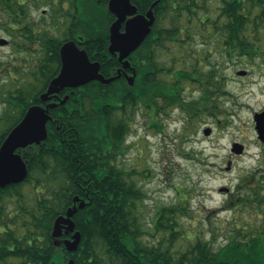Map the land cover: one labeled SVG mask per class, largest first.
<instances>
[{"label": "trees", "instance_id": "16d2710c", "mask_svg": "<svg viewBox=\"0 0 264 264\" xmlns=\"http://www.w3.org/2000/svg\"><path fill=\"white\" fill-rule=\"evenodd\" d=\"M31 1L36 0L1 3L5 8H13L10 14L16 16V9ZM108 1L69 0L70 5L85 9L74 20L71 31L76 33L78 24L83 22L82 45L92 61L102 63L106 77L111 74L109 68L117 66L108 53L109 27L114 21L107 9ZM156 2L152 33L131 55L137 73L132 90L112 91L121 85L127 87L121 80L109 85L93 81L75 89L66 105L53 114L62 124L50 133L44 145L52 153V166L45 164L42 154L39 160L31 161L25 182L0 190V264H65L64 255L54 245L52 231L56 218L73 206L76 196L89 204L73 218L76 230L82 234L78 250L68 253L75 264H264V222L261 229L248 236L231 235L228 244L219 250L198 235L190 239L186 251L175 250L174 243L182 231L180 219L191 217L181 204L157 206L152 224L160 238L153 244L144 240L147 232L139 203L145 194L131 178L133 173L115 163L118 146L128 134L135 109L129 120L120 119L112 115L113 105L144 106L153 114L152 128L163 129L153 120L160 110L181 106L194 115L200 108L206 109L211 98L221 92L229 97L227 83L218 85L215 81L218 70H199L198 64L207 56L200 60L197 50L189 60H177L175 56L172 66L165 65V48L172 43H187L194 26L208 30L209 37L216 38L221 56L231 62L264 55V0H132L141 14H146ZM52 63L53 75L36 79L40 83L38 95L58 74L57 51L52 55ZM221 77L228 80L225 75ZM188 82L203 93L196 102H186L183 97L184 83ZM92 169L98 171L93 173ZM24 186L32 188L25 192ZM12 198L16 199V206L8 214L5 200ZM239 203L263 208V187L242 196Z\"/></svg>", "mask_w": 264, "mask_h": 264}, {"label": "rangeland", "instance_id": "374dc122", "mask_svg": "<svg viewBox=\"0 0 264 264\" xmlns=\"http://www.w3.org/2000/svg\"><path fill=\"white\" fill-rule=\"evenodd\" d=\"M48 1H31L23 9L33 8L30 11L39 14L47 10ZM1 2L0 21L5 8ZM191 35L192 38L182 46L172 43L165 48V65L167 68L172 66L175 56L177 60H189L195 50L200 60L206 55L207 59L198 64L199 70L203 73L218 70L220 76L228 78L227 88L231 95L228 98L224 96L230 112L229 124L220 126L216 119L192 113H189L191 117L187 121L183 120L181 117L187 116L188 112L178 106L167 107L154 114L153 120L163 128L156 129L151 126L153 114L144 106H139L130 121L126 139L122 146H118L116 158L120 162L117 163L119 167L133 173L131 178L138 182L145 194L139 203V214L143 217L147 232L144 240L147 243L153 244L160 238L152 224L157 206L181 204L191 213V217L180 219L182 231L174 243V249L182 252L186 251L195 235L212 242L215 250H219L228 244L231 235L248 236L261 229L264 222V207L237 204L238 197L233 198L234 204L229 206L222 192L223 187H234L235 191L237 187L242 189L248 183L245 176L260 166L258 155L262 154L255 144L252 114L264 109V72L260 75L264 67L260 69V61L253 56L233 62L221 56L216 38L209 37L208 30L201 25L194 26ZM242 70L247 73L239 76L237 73ZM36 79L39 77L21 80L16 83V89L26 96L28 92L38 90L40 83ZM184 87L186 102L203 94L191 82L184 83ZM220 120L225 122L226 118ZM207 128L212 130L209 136L204 135ZM234 143L248 146L245 156H235L232 152ZM230 161L232 163L228 164ZM30 188L32 186H24L23 189L28 192ZM15 202L14 198L5 200L8 214L15 210Z\"/></svg>", "mask_w": 264, "mask_h": 264}, {"label": "flooded vegetation", "instance_id": "af4514ba", "mask_svg": "<svg viewBox=\"0 0 264 264\" xmlns=\"http://www.w3.org/2000/svg\"><path fill=\"white\" fill-rule=\"evenodd\" d=\"M12 10L14 9L3 8L4 16L0 21V150L9 134L15 127H17L21 123L28 110L33 106H41L44 109L49 108L48 113L51 119L47 123L48 138L53 130L60 129L62 123L59 119L55 118V115L53 114L61 105L55 108H52L49 105L59 104V102L66 96H69L70 93L73 94L75 89L66 88L58 95V97L42 103L40 97L44 92H46L48 87L44 89V91H42L39 95L37 90H33L31 92H28L26 96H23V93L16 89V83L20 82L21 80L25 81L28 78H34L37 76L39 78L45 76L51 77L54 72L52 55L55 51H57L59 54V66L56 69L57 71L59 69V74L62 68L60 51L62 46L67 42L74 41L79 49H85L82 45L85 41V34L82 27L83 22L81 21V24H78V30L76 33L74 31H71V25L74 23V20L78 15H82L84 13V6L82 7L80 5H70L69 0H49L47 10H43L39 14L38 12H31L33 8L30 9L31 11L23 8H18L16 9L18 10L17 15L12 16L10 14ZM20 11L24 12V14H21ZM116 19L117 18L114 16V21L110 24V27L116 21ZM124 29L125 24H123L122 31H124ZM54 40H56L57 42L53 47L52 45ZM109 46L110 41L108 45V53ZM109 57L117 63V66L109 68L108 71L111 74L107 77L102 72V63L96 60H93L92 62H99L101 64L100 73L103 74L105 78L117 76L118 71L122 70L124 72V75H122L118 80H121L122 84L126 83L127 87L121 85L118 88H112V91H131V88L133 86L129 85L127 77L133 75L132 67L134 68V66L132 64L131 56L129 57V61L131 62L132 67L126 69L124 67V64L119 61V56H113L109 53ZM254 59H258L260 61V69L264 67V55L255 56ZM263 72L264 69L260 71V75H262ZM215 73L216 76H219L215 80L218 85L227 83V80L222 78L219 72ZM56 76H54V78ZM222 79H224L225 81ZM224 95L227 96L225 91L218 94L216 98H211L212 101L206 109L200 108V110L196 112L197 114H199V117L205 116L207 118L216 119L217 124H219L220 126L228 125L230 112L226 107L228 101L225 100L226 98ZM198 99L192 101L196 102V100ZM66 103L62 106L66 105ZM134 109L135 111L139 110V106L134 107L132 104L125 105L123 103L115 104L112 107V115L120 119H122L123 117H127V119H130L131 115L134 113ZM190 117L191 116L188 112L187 116L181 118L187 121ZM221 118H226V121L224 122L220 120ZM263 120L264 109H262L260 112H254L252 114V126L256 136L255 144L262 154L258 155L260 158V166L258 170L253 169V171L249 172L248 176H245L248 183L242 189L237 187L235 191L234 187H223L222 192L226 196L227 202H229V206L234 204L233 198L235 197L241 198L244 195L254 193L255 191H257L259 186H262L264 189V133L262 132V130H264V128H262L264 127ZM124 130L125 127L121 129L122 132H124ZM48 138L44 142H42L40 146H38L37 144H33L28 148L21 149V155L28 165V174H30L31 161L39 160L42 154H44V159L46 161L45 164H51L52 153L50 151L48 153V150H45L44 147ZM122 143L123 141L119 145H121ZM243 147L244 151L239 156H242L243 154V156H245L246 154L245 151H247L248 146L246 144H243ZM116 155H118V153H116ZM118 162L119 160L116 159L115 163L117 164ZM229 163H232V161L228 162V164ZM51 166L52 165H50L49 167ZM92 171L94 173L98 170L92 169ZM243 178L244 176L240 179ZM251 179L253 180V183L250 184ZM3 189L0 188V190ZM68 238H71V235Z\"/></svg>", "mask_w": 264, "mask_h": 264}, {"label": "water", "instance_id": "95a60500", "mask_svg": "<svg viewBox=\"0 0 264 264\" xmlns=\"http://www.w3.org/2000/svg\"><path fill=\"white\" fill-rule=\"evenodd\" d=\"M157 4L158 2L154 3L146 14H140L132 0H109L108 11L117 18L110 27L109 53L119 56V61L124 64L125 69L132 67L129 57L142 46L152 33L156 21L154 7ZM123 24H125L124 31H122ZM60 55L62 68L59 74L52 79L46 92L41 95L42 103L58 97L66 88H81L93 81L109 85L124 75V72L119 70L117 76L105 78L100 73L101 64L92 62L87 50L79 49L74 41L65 43L61 48ZM132 70L133 75L127 76L130 86H134L137 77L136 70L133 67ZM246 73L245 70H242L238 72V75L242 76ZM68 99L69 96H66L59 104H50L49 106L52 108L62 106ZM48 112L49 108L31 107L21 123L5 140L0 150L1 189L23 183L27 179L29 170L27 162L21 155V149L28 148L33 144L40 146L48 138L47 123L51 119ZM211 132V128H207L204 135L209 136ZM262 132L264 133V130ZM243 150V145L233 144L232 152L234 154L241 155ZM88 204L85 199L76 196L73 206L68 208L64 215L57 217L54 222L52 238L56 248L64 255L65 264H75L68 253L78 250L82 234L76 230L73 218L78 210L84 209ZM70 235L71 238H68ZM64 236L68 237L64 238Z\"/></svg>", "mask_w": 264, "mask_h": 264}]
</instances>
